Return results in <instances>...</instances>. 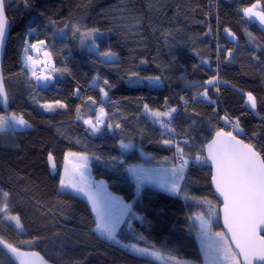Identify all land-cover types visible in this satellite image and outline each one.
Instances as JSON below:
<instances>
[{"label":"trees","instance_id":"obj_1","mask_svg":"<svg viewBox=\"0 0 264 264\" xmlns=\"http://www.w3.org/2000/svg\"><path fill=\"white\" fill-rule=\"evenodd\" d=\"M255 3L264 10V0H28L27 6L24 0H5L9 34L2 74L7 114L23 115L31 127L0 132V190L10 194L8 213L0 216L17 215L23 226L16 229L14 223L0 219V238L20 251H36L52 264H149L148 259L98 237L92 231L95 219L88 203L60 190L68 152L102 155L106 160L116 157L111 161L115 167L90 159V176L103 181L111 194L144 218L131 221L126 242L143 235L150 244L174 249L180 257L201 264L189 217L206 213L208 206L150 186L137 193L125 169L174 164L175 148L162 143L163 129L144 115L145 104L153 111L177 109L172 120L176 140L183 146L188 134L191 150L185 146V153L193 160L197 154L205 157L204 145L218 130L232 131L264 150V32L242 12ZM72 24L81 31L99 29L103 36L97 41L112 39L120 58L103 62L82 48L79 39H73ZM29 26L37 31L26 36ZM25 38L32 43L44 39L54 66L67 68L58 73L54 86L39 88L26 69L27 77L22 74ZM96 74L94 88L90 83ZM137 77L144 78L142 84H128ZM147 77H160L159 86H149ZM213 78L215 86L205 83ZM101 87L108 93L106 102ZM205 88L216 103L211 109L199 103L198 113L199 101L192 98ZM247 93L256 98L255 112L246 107ZM56 101L67 107L50 112L40 107ZM101 107L105 121L119 123L122 131L110 132L102 125L103 134H91L84 120H95ZM0 115L6 114L0 111ZM224 117L233 123L239 120L242 132L231 130ZM121 140L131 141L135 148L124 152ZM49 152L55 157V172L48 163ZM211 177L208 161L190 163L184 185L191 196L216 206L213 229L222 232ZM4 203L0 196V208ZM0 264H13L2 246Z\"/></svg>","mask_w":264,"mask_h":264},{"label":"snow or ice","instance_id":"obj_2","mask_svg":"<svg viewBox=\"0 0 264 264\" xmlns=\"http://www.w3.org/2000/svg\"><path fill=\"white\" fill-rule=\"evenodd\" d=\"M26 6L28 0H24ZM260 9L259 3L253 4L251 7L242 9L244 16L256 17L261 24H264V10ZM66 27H68L66 25ZM71 30L73 39L78 38L82 48L95 50L97 48L96 37L103 36L99 29H87L81 31L78 24H72ZM37 31L36 28L29 26L26 34L30 35ZM63 36L66 34L63 29L58 30ZM224 31L228 36L235 39V36L227 28ZM8 32V18L6 15L5 0H0V48L4 46ZM250 35V34H249ZM90 42V43H86ZM29 49L36 53H42L44 59L34 58L29 54ZM98 55L106 61L115 60L116 55L112 51H105L102 54L97 51ZM231 55V50H229ZM205 63L207 61H204ZM143 63V61H142ZM37 65H43V68L37 71ZM27 72L31 73V79L40 82L47 87L55 80L53 73H63L67 68H57L52 65V53L48 51V46L44 39H39L36 43L30 42L27 38L23 41V56H22V74L27 77ZM50 69V71H46ZM135 76L136 74L133 73ZM137 79H144L137 77ZM149 81L159 82L160 77H147ZM207 85L215 86L217 81L215 78L205 81ZM104 84H109L105 80ZM54 86V85H53ZM29 87H32L29 84ZM103 96L107 97L108 93L103 87L100 88ZM246 103L255 111L257 106L256 98L247 93ZM91 99V98H89ZM183 100L184 98L181 97ZM193 101L206 100L209 103L215 104L216 101L210 100L208 89L200 92L198 96H193ZM8 93L4 84L3 74L0 73V104L7 105ZM95 104L96 101L92 100ZM187 103V101H185ZM44 111H53L56 108H66L67 105L56 101L53 103H43L40 105ZM77 108V113H79ZM144 112L151 116L153 122L160 125L163 129L161 136L162 143L169 148H175L172 160L174 165L171 168L148 169L141 166H128L125 171L135 183L137 193H140L145 186H153L160 191H163L172 196H180L187 200L194 201L198 205H207L206 213L197 214L194 219L198 222V230L196 235L200 243V251L204 257V264H254V261H259L264 264V150H257L254 144L245 143L242 139H238L233 135L232 131L218 130L215 134V139L207 145V157L197 154L193 158L186 155L185 146L191 150L190 140L185 138L181 142L176 140V133L172 127L173 113L177 112L176 108L168 111H153L147 104L144 105ZM104 108L99 109V115L95 120L85 119L84 124L91 129V134H103L102 125L106 126L108 131L121 129V125L116 123L114 126L105 121ZM80 119V116H77ZM226 123H233L228 117L223 118ZM31 125L23 117L16 113L0 115V132H5L9 129L15 130L30 128ZM233 128L236 132H242L239 125V120L233 123ZM122 131V129H121ZM119 147L124 152L132 150L135 145L131 142L120 141ZM74 159L71 171L67 164L69 158ZM48 163L50 168L55 172L56 162L55 157L51 152L48 154ZM65 174L61 176L59 187L62 190H67L65 194H75L87 199L91 206V211L94 214L95 227L92 229L103 240L120 245L132 255L149 260V264H195L194 261L186 260L180 257L174 249L158 248L155 244H150L143 235L135 237L134 242L124 243L119 238L117 229L121 223H128L131 227V219L143 221L142 216H138L132 211L129 204L124 203L117 197L111 196L107 192L103 181L98 183L93 182L88 173L90 159H95L100 163H107L109 166L115 167L111 161L117 158L112 157L111 160H106L102 155H87L68 152L65 155ZM211 161L212 184L215 186L216 193L222 197L223 207L219 209L223 213L224 226L227 229L225 232L212 231V222L217 215L216 206L207 199H196L191 196L185 189L184 181L186 180V169L190 163L205 164ZM123 164L124 161H119ZM9 193L0 190V196L3 197L5 203L0 208V213H8L7 200ZM129 217V220H125ZM0 219H6L15 224L16 229L22 230L20 218L17 215H3ZM193 217H189L192 220ZM228 236L231 237L229 241ZM140 242H143L142 244ZM234 245V247H233ZM0 246L7 249L13 257L20 261V264H46L44 259L35 251L22 252L17 247L0 238Z\"/></svg>","mask_w":264,"mask_h":264},{"label":"rangeland","instance_id":"obj_3","mask_svg":"<svg viewBox=\"0 0 264 264\" xmlns=\"http://www.w3.org/2000/svg\"><path fill=\"white\" fill-rule=\"evenodd\" d=\"M260 5V4H259ZM258 10H261V6H260V9H258ZM246 17V16H245ZM246 19L249 21V22H252V23H254V24H256L263 32H264V24H261L260 23V21L256 18V17H246ZM99 37H96V40L98 39ZM86 43H90V42H86ZM88 49V51H90L91 53H93V54H95V55H97L103 62H114V61H116V60H118V58H120V56H121V54H120V52L118 51V49H117V47H116V45H115V43H114V41L112 40V39H107V40H98L97 41V48L95 49V50H92V49H89V48H87ZM112 51L113 53H115V55H116V59L115 60H110V61H106L103 57H102V55H98L97 54V51L99 52V53H103V52H105V51ZM48 51H50L49 50V48H48ZM29 54H31L34 58H38V59H41V60H43L44 59V57H43V55H42V53H36V52H33L31 49H29ZM52 65L54 66V63H53V59H52ZM43 68V65H37V71H38V73H39V71L41 70ZM46 71H50V69H48V70H46ZM28 74H29V76H30V78H31V73L30 72H28ZM53 75L55 76V80H56V78L58 77V73H53ZM55 80L52 82V84H50V85H48L47 87H45V86H43L42 84H40V82H38V81H36V80H33L34 82H35V84L39 87V88H42V89H46V88H49V87H52L53 86V84H54V82H55ZM147 82H148V85L149 86H159V82H154V81H149V80H147ZM128 84H130V85H135V84H142V80L140 79V80H138V79H134V80H129L128 81ZM90 86L91 87H94V88H96V87H98V75L96 74L95 76H94V78H93V80H92V82L90 83ZM101 98H102V101L103 102H106L107 101V98L108 97H105V96H103V94L101 93ZM246 101H247V95H246ZM199 103H202L205 107H209L210 109L212 108V103H209L208 101H206V100H199V102H198V104L195 106V111L196 112H198L199 113V110H200V108H199ZM246 107L249 109V110H251V111H253L252 109H251V107L246 103ZM168 110H170V109H167L166 111H168ZM253 112H255V111H253ZM143 113H144V115H146L150 120H152L153 121V119L154 118H152L151 116H149L147 113H145L144 111H143ZM174 114V113H173ZM97 115H99V111L97 112ZM96 115V116H97ZM96 116H95V118H96ZM156 124V123H155ZM157 126H159L160 127V125L159 124H156ZM17 129H19V128H17ZM10 130V129H9ZM22 130V129H21ZM143 157H144V159H149L150 157L148 156V155H142ZM194 161V160H193ZM75 161H74V159L73 158H69V160H68V164H67V167H68V169H69V171H71V167H72V164L74 163ZM173 165L174 164H166V165H161V166H144V165H134V166H141V167H144V168H148V169H162V168H171V167H173ZM65 163H64V168H63V171H62V175H64L65 174ZM52 170V169H51ZM187 170V169H186ZM53 171V170H52ZM61 175V176H62ZM88 176H89V178L93 181V182H96V183H98L97 181H95V180H93L92 179V177L90 176V174L88 173ZM130 179H131V177H130ZM131 181L134 183V181L131 179ZM135 184V183H134ZM105 185V184H104ZM106 186V185H105ZM150 187H152V188H155V187H153V186H150ZM136 188V187H135ZM106 189H107V186H106ZM155 189H157V188H155ZM61 191H64V190H62V189H60ZM157 190H159V189H157ZM160 191V190H159ZM107 192L108 193H110L109 191H108V189H107ZM163 192V191H162ZM165 193V192H164ZM111 194V193H110ZM73 195H75V194H73ZM170 195V194H169ZM77 196V195H76ZM111 196H113V197H117V196H115V195H113V194H111ZM78 197H81V198H84V197H82V196H78ZM178 197H180V196H178ZM117 198H119L120 200H122L120 197H117ZM182 200H184V201H186L184 198H182V197H180ZM84 200L88 203V201H87V199L86 198H84ZM123 201V200H122ZM124 202V201H123ZM124 203H126V202H124ZM126 204H128V203H126ZM89 205V204H88ZM130 206H131V204H129ZM89 207H90V209H91V206L89 205ZM93 214V213H92ZM197 214H195V215H193V216H191V217H193V219L192 220H190L192 223H193V225L195 226V230H194V237H195V239H196V242H197V245H198V248H199V252H200V255H201V260H202V263L201 264H204V257H203V255H202V253H201V251H200V243H199V239H198V237H197V235H196V232H197V230H198V227H199V225H198V222L194 219V217L196 216ZM93 216H94V214H93ZM94 219H95V217H94ZM130 218H128V217H125V220L127 221V220H129ZM131 221H139V220H137V219H134V218H132L131 219ZM216 221V217L213 219V222H212V231H213V233H215V232H219V231H215L214 229H213V223ZM140 222V221H139ZM128 228H129V224L128 223H121L120 225H119V227H118V229H117V232H118V235H119V238L121 239V241H123L124 243H132V242H126V240H125V238H124V236L125 235H127L128 234ZM123 236H122V235ZM117 245V244H116ZM119 247H121L120 245H118ZM122 249H124L123 247H121ZM125 250V249H124ZM195 264H197V263H195Z\"/></svg>","mask_w":264,"mask_h":264},{"label":"water","instance_id":"obj_4","mask_svg":"<svg viewBox=\"0 0 264 264\" xmlns=\"http://www.w3.org/2000/svg\"><path fill=\"white\" fill-rule=\"evenodd\" d=\"M8 34H9V22H8V32H7V38H8ZM7 38H6V41L4 43V46L2 48H0V73H2V63H3V57H4V53H5V48H6V43H7ZM0 111L3 113V114H7L9 112V109H8V102H7V105H3V104H0ZM215 139V135L204 145V155L205 157H207L208 153H207V145L209 143L212 142V140ZM209 163V166H210V169H211V174H212V167H211V161H208ZM210 186H211V190L215 196V198L218 200V202L220 203V208L223 207V200H222V197L219 196L218 193H216V190H215V186L212 184V177H211V183H210ZM218 213H219V224H220V228H221V231L222 232H225L227 233V229L225 228L224 226V220H223V213L220 212L218 210ZM228 239L229 241L231 240V237L228 236ZM234 247V245H233ZM5 252L8 254L9 258L11 259V261L13 262V264H20V261L18 259H16L15 257H13L10 253L7 252V249H4ZM22 252H27V251H22ZM36 252V251H35ZM38 253V252H37ZM39 254V253H38ZM40 255V254H39ZM41 256V255H40ZM42 257V256H41ZM44 259V261L46 262V264H52L50 262H48L44 257H42ZM254 264H261V262L259 261H254Z\"/></svg>","mask_w":264,"mask_h":264},{"label":"built area","instance_id":"obj_5","mask_svg":"<svg viewBox=\"0 0 264 264\" xmlns=\"http://www.w3.org/2000/svg\"><path fill=\"white\" fill-rule=\"evenodd\" d=\"M229 127H230L231 130H234L233 123H229Z\"/></svg>","mask_w":264,"mask_h":264},{"label":"crops","instance_id":"obj_6","mask_svg":"<svg viewBox=\"0 0 264 264\" xmlns=\"http://www.w3.org/2000/svg\"><path fill=\"white\" fill-rule=\"evenodd\" d=\"M65 163V162H64ZM105 184V183H104ZM106 185V184H105ZM67 190H64V192H66ZM78 196V195H77ZM84 199V198H83Z\"/></svg>","mask_w":264,"mask_h":264}]
</instances>
